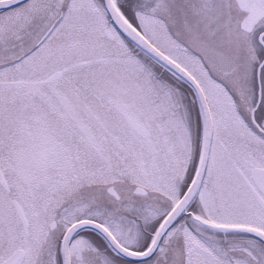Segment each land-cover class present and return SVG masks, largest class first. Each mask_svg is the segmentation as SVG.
<instances>
[{
	"label": "snow or ice",
	"instance_id": "1",
	"mask_svg": "<svg viewBox=\"0 0 264 264\" xmlns=\"http://www.w3.org/2000/svg\"><path fill=\"white\" fill-rule=\"evenodd\" d=\"M0 264H264V0H0Z\"/></svg>",
	"mask_w": 264,
	"mask_h": 264
}]
</instances>
